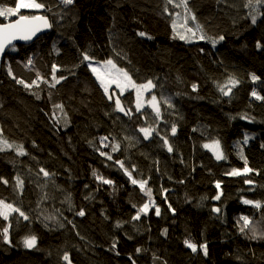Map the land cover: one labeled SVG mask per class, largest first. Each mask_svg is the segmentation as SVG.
<instances>
[{"label":"trees","instance_id":"trees-1","mask_svg":"<svg viewBox=\"0 0 264 264\" xmlns=\"http://www.w3.org/2000/svg\"><path fill=\"white\" fill-rule=\"evenodd\" d=\"M36 2L13 19L45 14L51 32L0 65V200L28 216L0 217V264H264V0ZM178 14L196 41L176 34ZM84 55L151 80L161 117L136 113L133 90L118 94L122 117ZM216 141L219 160L204 147Z\"/></svg>","mask_w":264,"mask_h":264},{"label":"snow or ice","instance_id":"snow-or-ice-1","mask_svg":"<svg viewBox=\"0 0 264 264\" xmlns=\"http://www.w3.org/2000/svg\"><path fill=\"white\" fill-rule=\"evenodd\" d=\"M62 2L64 4H66V5H69V4L73 3V0H62ZM168 2L171 3L172 0H168ZM256 3L257 4L261 3V0H256ZM249 5H251V0H249ZM43 7H44V5L42 3H37L36 0H28V2H25V0H19V2L16 4V6L14 8L0 9V16L7 17V16H10L12 14H16V13L19 12L20 8L40 9V8H43ZM185 8H186V11H190V9H187L186 0H185ZM165 11H167V9H165ZM191 19L193 21H195V19H196L195 15H192ZM36 20H41V21H43V26L50 27V25L48 24L47 20L44 17H36V16H33V17L21 16L20 20L17 21L16 23L0 26V56L3 55V53L5 51V48L8 47L10 44H12L13 40H16V39L30 40L33 37V35H35L36 31L39 30V26L34 25V24H32L30 22V21H36ZM251 22L253 24L256 23V17L255 16H252ZM185 23H187V18L185 19ZM175 27H176V25L174 23L173 24V28L175 29ZM195 27H196V29H199L200 25L197 24V25H195ZM186 31L192 33L193 37L196 36V32H194L192 28H187ZM140 35L143 36L145 34L144 33H140ZM179 38L183 40L186 37H185V35H180ZM199 38L200 39H205L203 34H201ZM223 39H224L223 36L219 37V40H223ZM216 42L217 41L213 40L212 41L213 45H215ZM257 47H260L259 43L257 44ZM83 59L85 61H90L92 58L89 57L88 55H84ZM30 63H31V61H29V64ZM105 63H106V65H110L112 68H115V65L113 64V62L111 60H107ZM89 67H91V70L94 73L97 72V69L95 67H92L91 64H89ZM53 79H55V77H53ZM97 79L100 80L101 86L104 88L105 93H108L109 84H111V83H117V87L121 88V91H122L123 90V86L119 83V81L121 79H123L126 84H128L129 86H131V87L136 89V94H137L138 98L140 97V94H141L142 90L151 89V88L155 87V85L152 83L151 80L147 81L146 83H144L142 85H135L131 81V78L128 77V74L126 72H123V70H121V69H116V75L110 76L108 80H105L103 77H101L97 73ZM258 79L259 78L257 76L252 75V80L253 81H256ZM56 82L58 83L59 81L57 80ZM19 83L23 84L24 81L21 80V81H19ZM237 83H238V81H236L235 79H230L228 81V83L224 87L220 88V91L224 95H230L231 91H232V87L231 86H235ZM229 85H231V86H229ZM25 86L29 87V85H25ZM196 87H197L196 85H193V90H195ZM252 96H254L258 100H264V97L258 95L256 91L252 92ZM111 98L112 97L109 96V99H111ZM151 101L153 102V107L155 108L157 116H159V107H158V105L156 103L157 102V98H156L155 95H153L151 97ZM166 103H167V101H166ZM115 106H116L117 110H119L120 112H123L125 115H130L131 114L132 110L131 109H127L126 110L124 107H122L121 102H120V100L118 98L115 101ZM140 106H141L140 103L137 102V104H136L137 111H139ZM58 107H62V106H58ZM169 107H171V104H169ZM140 131L144 133L145 137H148L150 135V130L148 128H141ZM175 132H176V127L173 126L172 127V133L175 134ZM104 139H107V137H105ZM165 143H167V141H165ZM116 147L118 148L119 145H117ZM204 147L210 148V147H213V146L212 145H204ZM113 150H115V148ZM168 150L172 151L171 146H169ZM213 150H214V152L216 154V158L218 160L223 158L222 153L219 151V142L218 141L215 142V147L213 148ZM21 154H23L22 149H21ZM109 158H111V157H109ZM245 163H247V162L245 161ZM40 171L43 172L44 176H48L49 175V173L46 172L44 169H41ZM251 171L252 170L250 168H247V167H245L243 169L244 173H248V172H251ZM238 174H240V171L236 170V169H233L232 172L229 173V175H238ZM4 183H7V181H4ZM104 183L109 184V183H111V181L105 180ZM133 183H136V181L133 180ZM246 183H251V181H246ZM17 186L22 190L23 181L19 177H17ZM141 187H143V184H141ZM216 187L217 188L220 187V183L219 182H217ZM215 198L219 199V196H216ZM244 203L252 204L253 201L245 200ZM255 206L256 207H260V204L256 203ZM147 209H148V204H145L140 211H146ZM214 211L219 212L220 210L217 208V209H214ZM12 212L18 213L19 216L23 217L24 220H28V216L23 211H21L18 207H13L11 204H5L3 200H0V217H3V219L7 221L9 219V214L12 213ZM77 215L84 216L85 213H84L83 210H81V211H79L77 213ZM156 215H159V209L156 210ZM134 219H139V214H137L134 217ZM242 219L244 220L245 225H247V223L249 222L248 221V217H243ZM10 226L11 225L9 224L7 227L3 228V233L2 234H3V237H4L6 242H10L8 240V232H9V227ZM36 242H37V238L34 235H32L30 237H26L25 240H24V244L28 248L34 247L36 245ZM185 243H186V245L189 248L192 249V251H194V252L196 251V246L194 244H191V243H189L187 241ZM204 254L207 255L206 246H204ZM63 259L66 260V261L69 260L68 255L65 254Z\"/></svg>","mask_w":264,"mask_h":264},{"label":"rangeland","instance_id":"rangeland-1","mask_svg":"<svg viewBox=\"0 0 264 264\" xmlns=\"http://www.w3.org/2000/svg\"><path fill=\"white\" fill-rule=\"evenodd\" d=\"M18 2H19V0H18ZM25 2H28V0H25ZM0 9H6V8L0 7ZM41 9L42 8H40V9H35V8H20L19 11H21V10H27V11H29L30 10V11L38 12L39 13V11H41ZM18 13L12 14V15L7 16V17H4V18H6V20H9V19L11 20V19L17 17ZM174 23L176 25V27H175L174 30H175V32H176V34L178 36L185 35L186 38L183 39V40H185L188 43L196 41V37L195 36L193 37L192 36V33L186 31V29L189 28V26L187 25V23H185V18L184 17L182 19L180 17V14L176 15L173 24ZM185 24H186L187 27L185 26ZM106 61H92V60L87 61L88 64H91L92 67H95L97 69V72L96 73H94L91 70L96 79H97V73L101 77H103L105 80H108L110 76L116 75V69L123 70L122 68H120L115 63H113L115 65V68H112L110 65H106V63H105ZM90 69H91V67H90ZM123 72H125V70H123ZM127 74H128V77H130L129 73H127ZM97 81H98L99 85H101L100 80L97 79ZM131 81L133 82L132 78H131ZM119 83L123 86V90L122 91H121V88H118L117 87V83H111V84H109V91H108V93H105V94L106 95H109V96H112L111 95L112 91H116L117 94L121 95V94L128 93L129 90H133L132 93L135 96V104H137V102H139L140 105H141L139 111H137V109H136V111H137L136 113H138V114L141 113V114H144L145 116H149L150 119H151V117H152L153 114H155V116H157L156 111H155V108L153 107V102L151 101V97L153 95H155V94L152 93L153 90L156 88V85L154 83L153 84L155 85V87H153L151 89L142 90L139 98L137 97L136 89L135 88H133V87L129 86L128 84H126L123 79H121L119 81ZM103 90H104V88H103ZM156 98H157V96H156ZM162 100L164 101V103H166V101H167L166 104H170V100H168L166 97L162 98ZM156 103H157V105L159 107V116H157V117L160 118L161 117V112H160L161 103H159L158 98H157V102ZM0 107H1V102H0ZM150 110H151V114L149 113ZM176 114H178V113H176ZM149 130H150V135L148 137H146L147 140H150L153 137L152 135L154 133V130L153 129H149ZM143 135H144V133H143ZM206 145H212L213 146V147L206 148V149H208L216 157V154H215V152L213 150V148L215 147V142L206 143ZM219 151L222 153V155H224L220 143H219ZM147 204H148V209L146 210V212H150L151 209L154 208V202L151 200Z\"/></svg>","mask_w":264,"mask_h":264},{"label":"water","instance_id":"water-1","mask_svg":"<svg viewBox=\"0 0 264 264\" xmlns=\"http://www.w3.org/2000/svg\"><path fill=\"white\" fill-rule=\"evenodd\" d=\"M34 16H36V17H44L47 20V22L50 25V27L43 26V21H41V20L30 21L32 24L39 26V30L36 31L35 35H33V37L30 40H22V39L13 40L12 41V44H10L8 47H6L3 55L0 56V65L5 60V58H6L5 56H6L7 52L9 51V49H11L13 47H16V46H20V45L29 46L33 42H35L38 39H40L42 36L48 35L51 32V30H52V23L50 22V19H49V17L47 15L40 14V15H34ZM20 17L21 16H19L16 19L10 20V21H8L6 23H0V26L7 25V24H12V23H16L17 21L20 20ZM29 17H33V16H29ZM112 95H113L114 104H115L116 99L118 98L120 100V102H121L122 107H124L126 109V107L122 103V100H121L120 96L117 95V93L115 91L112 93ZM118 113L122 117H124L125 119H129V117L131 116V115H125L123 112H120L119 110H118Z\"/></svg>","mask_w":264,"mask_h":264},{"label":"bare ground","instance_id":"bare-ground-1","mask_svg":"<svg viewBox=\"0 0 264 264\" xmlns=\"http://www.w3.org/2000/svg\"><path fill=\"white\" fill-rule=\"evenodd\" d=\"M40 14H42V13H40ZM40 14H39V15H40ZM8 21H9V20H8ZM23 46H24V45H23ZM29 46H30V45H29ZM16 47H17V46H16ZM13 48H14V47H13ZM9 50H10V49H9ZM8 52H9V51H8ZM8 52H7V54H8ZM7 54H6V55H7ZM5 57H6V56H5ZM5 59H6V58H5ZM112 93H113V92H112ZM112 93H111V95H112ZM117 95H118V94H117ZM112 99H113V95H112ZM113 101H114V100H113ZM124 106H125V105H124ZM1 236H2V235H1Z\"/></svg>","mask_w":264,"mask_h":264}]
</instances>
